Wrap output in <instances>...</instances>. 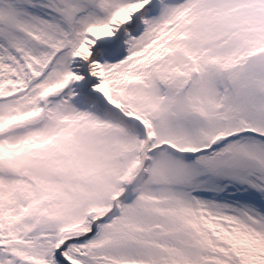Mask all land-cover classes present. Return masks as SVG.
Returning a JSON list of instances; mask_svg holds the SVG:
<instances>
[{"label": "snow or ice", "instance_id": "obj_1", "mask_svg": "<svg viewBox=\"0 0 264 264\" xmlns=\"http://www.w3.org/2000/svg\"><path fill=\"white\" fill-rule=\"evenodd\" d=\"M0 264H264V0H0Z\"/></svg>", "mask_w": 264, "mask_h": 264}]
</instances>
